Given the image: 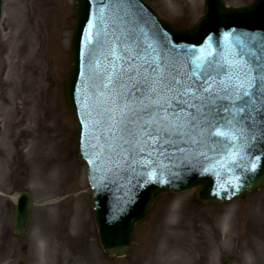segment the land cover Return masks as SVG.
<instances>
[{
    "label": "rangeland",
    "instance_id": "rangeland-1",
    "mask_svg": "<svg viewBox=\"0 0 264 264\" xmlns=\"http://www.w3.org/2000/svg\"><path fill=\"white\" fill-rule=\"evenodd\" d=\"M145 1L176 27L191 26L204 10L203 0ZM250 1L224 0L228 6ZM73 22V0H3L0 104L14 100L17 120L24 114L17 84L30 81L41 91H30L31 98L39 97L38 112L16 123L5 140L0 117V264H264V185L223 203L201 204L194 190L164 194L135 226L125 257L103 252L86 166L76 155V122L65 98ZM28 125L40 142L30 149L32 158L23 160L20 152L29 154L30 143L23 146ZM20 192L31 195L33 206L27 232L16 236L13 213Z\"/></svg>",
    "mask_w": 264,
    "mask_h": 264
},
{
    "label": "water",
    "instance_id": "water-1",
    "mask_svg": "<svg viewBox=\"0 0 264 264\" xmlns=\"http://www.w3.org/2000/svg\"><path fill=\"white\" fill-rule=\"evenodd\" d=\"M0 0V17H1ZM75 23L71 41V70L65 94L76 120V153L87 166L92 189V212L104 252L111 257L125 256L136 223L143 220L154 200L167 192L196 188L202 203L226 201L255 191L264 184V120L242 124L232 153L208 151L177 153L171 158L153 153L144 163L129 166L119 157L100 155L93 147L92 86L97 61L106 63L98 41L116 36L134 37L152 43L164 56L182 63L185 53H211L227 58L253 75L264 76V0H252L241 7H228L223 0H204V13L190 28H175L161 19L143 0H74ZM247 87V85H245ZM264 93V84L257 89ZM264 106V95L257 97ZM247 137H253L252 146ZM211 147H216L215 144ZM31 196L17 198L13 233L23 234L30 223ZM226 264V263H225Z\"/></svg>",
    "mask_w": 264,
    "mask_h": 264
},
{
    "label": "snow or ice",
    "instance_id": "snow-or-ice-1",
    "mask_svg": "<svg viewBox=\"0 0 264 264\" xmlns=\"http://www.w3.org/2000/svg\"><path fill=\"white\" fill-rule=\"evenodd\" d=\"M98 44L106 61H97L92 86L93 147L100 155L144 168L153 153L171 158L193 152L207 159L208 151L234 152L233 137L243 138L237 130L253 113L264 120V106L257 104L264 76L249 80L251 67L244 72L227 58L194 51L180 63L134 37ZM253 139L247 137L245 146Z\"/></svg>",
    "mask_w": 264,
    "mask_h": 264
},
{
    "label": "bare ground",
    "instance_id": "bare-ground-1",
    "mask_svg": "<svg viewBox=\"0 0 264 264\" xmlns=\"http://www.w3.org/2000/svg\"><path fill=\"white\" fill-rule=\"evenodd\" d=\"M15 71H16V69H15ZM17 85H18V88L15 91L16 95L19 93H22L24 96L23 97L24 98V104H22V106H23L22 111L24 114H23L22 118L19 117V119L16 120V118H15L16 115L15 114L12 115L13 113H17L18 106L16 105V102L12 99H10V100L8 99L7 101L1 102V104H0V107H1L0 117H1V121L3 123V127H4V128L2 127L1 130H2V135H3L4 140H5L6 136H9L14 132V128H15V126H17L16 123L21 124L22 121L26 122L25 120L30 121L31 118L33 117V115H35L34 113L38 109L37 107L39 106L38 95H35L33 98H31L30 97V91L34 90V91L38 92L41 90H37V89H34L33 87H31L32 82H30V81H28L26 84H21V82H19ZM33 107H36V108H33ZM37 112H38V110H37ZM33 129H34V127L31 125H28L23 129L27 134V141L23 142V146L24 145L29 146V143H30V146L28 149L29 154H28L27 150L20 152L21 158L23 160H24V158H26L28 156H29V159L32 158L30 149L32 147L34 148L35 147L34 144H36V142L39 141V136L37 135V133H35V131ZM16 135L19 137L22 135V132L17 130ZM18 139L19 138H15V140H17V141H18ZM11 155H9V156H11ZM55 175L57 176V173ZM44 181L48 182V180H46V179ZM59 200H61V199H54V201H52V203L58 202ZM30 222H31V220H30ZM51 225H52L51 228L59 230L57 223H53ZM29 226H30V224H29ZM14 227H15V219H14V213H13V229H14ZM71 228L73 230L74 227L71 226Z\"/></svg>",
    "mask_w": 264,
    "mask_h": 264
}]
</instances>
